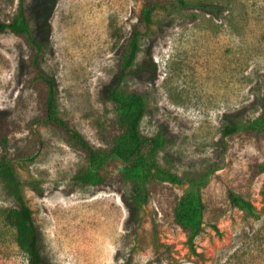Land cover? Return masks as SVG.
I'll return each mask as SVG.
<instances>
[{"label":"rangeland","instance_id":"1","mask_svg":"<svg viewBox=\"0 0 264 264\" xmlns=\"http://www.w3.org/2000/svg\"><path fill=\"white\" fill-rule=\"evenodd\" d=\"M153 0H26L34 36L43 51L38 68L56 86L57 112L97 149L117 135L108 100L114 86L141 94L144 136L164 140L156 159L180 177L207 181L196 254L173 222V208L188 185L151 182L139 209L130 186L111 163L99 185L73 181L86 168L83 156L60 133L38 125L40 144L31 161L13 163L23 198L32 210L39 249L48 264H264V136H222L225 126L264 118V0H184L208 9L161 0L139 41L130 71L117 61L144 6ZM17 0H0L7 21ZM29 50L0 34V116L11 139L30 138L39 114ZM231 189L252 204L230 206ZM0 182V264H27L5 211L14 207Z\"/></svg>","mask_w":264,"mask_h":264},{"label":"trees","instance_id":"2","mask_svg":"<svg viewBox=\"0 0 264 264\" xmlns=\"http://www.w3.org/2000/svg\"><path fill=\"white\" fill-rule=\"evenodd\" d=\"M161 0L148 2L141 12L139 23L130 32L124 50L120 54L117 66L120 74L130 71L137 53L139 41L152 24V16ZM185 8L208 9L207 6L176 0ZM209 13L213 10L208 9ZM8 33L19 38L29 50L27 66L32 73L31 85L36 92L39 114L30 121L27 128L30 138L11 139V123L0 116V182L7 196L15 203L5 211V223L15 233L18 248L25 254L27 264H48L40 253L39 234L33 221L32 210L26 204L15 174L13 163L31 161L38 150L40 139L38 125H47L57 130L62 138L73 146L84 158L86 168L73 176V181L82 184L99 185L105 181L104 172L111 163H118L117 177L130 186L129 199L136 209L146 204L149 197L148 185L151 182H164L170 185H188L195 194L179 197L173 208V222L185 233L186 243L192 254H196L195 239L203 230L205 206L200 196V188L207 177H180L171 171L161 168L157 163V153L164 140L160 135L144 136L139 125L145 114L143 96L135 92H127L114 86L108 92V100L116 112L115 135L106 149L92 147L77 130L70 127L59 116L56 105V86L54 82L39 70L38 64L43 46L34 36L31 28L30 12L26 0H17L15 11L9 20L0 19V34ZM239 133L264 136V118L249 124L225 126L223 138ZM226 197L231 207L252 210V204L231 189L226 190ZM126 264H132L131 256L126 257Z\"/></svg>","mask_w":264,"mask_h":264}]
</instances>
